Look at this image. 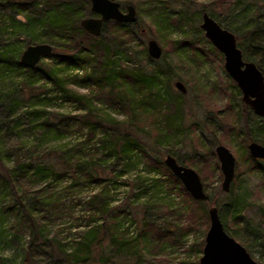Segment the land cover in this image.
I'll return each mask as SVG.
<instances>
[{
    "label": "rangeland",
    "instance_id": "374dc122",
    "mask_svg": "<svg viewBox=\"0 0 264 264\" xmlns=\"http://www.w3.org/2000/svg\"><path fill=\"white\" fill-rule=\"evenodd\" d=\"M23 1L27 4L15 5V9H20L25 15L33 13L34 18L40 20L45 18L49 5L44 0H36L34 3H31L32 0ZM63 1L73 7L81 6L76 0ZM115 1L123 8L127 4L134 6L136 21L140 27L136 38L139 43H129V36L126 43L121 42L122 48L128 50L127 56L132 60H135L133 57L141 59V45L146 49L147 41L155 39L162 48V64L170 66L171 74L162 75L158 87L144 92L146 96L142 94L139 97L142 112L136 124L128 122V116L121 108L105 104L106 112L116 118L117 122L102 128L103 130L99 128L95 132V142L86 140L85 130H79L73 120L68 119L79 112L75 103L58 97L51 83H45L41 87L45 80L36 72L33 74L17 68L11 57L18 48L23 47V51L28 44L19 40L21 32L12 33V28H4L0 24V60L5 48L13 50L8 68L5 71L2 65L4 70H0V159L5 167L10 168L18 157L24 158L29 154L47 156L55 162L58 172L54 178L37 181L24 175L17 185V195L21 196L23 202L29 200L31 203L34 197L50 202L39 204L44 209L42 212L49 208L50 217L42 222L46 224L50 234L59 233L62 241L69 244L76 236V230L87 228L84 220L93 208L95 217L98 218L95 219V224L102 222L98 210L100 203H95V206L87 204L92 194L101 191L104 192L108 210L111 211V214L107 213L108 218L115 221L119 232L126 237L138 239L143 226L150 223L148 237L144 242L146 247L142 249L140 257L114 256L105 251L106 261L94 263L89 260L85 264H199L209 218H205L202 209L195 204L182 184L175 182L173 175L163 172L153 162V159L163 162L167 154L175 158L180 156L183 158V165L197 171L211 201L216 200L222 204L234 197L238 198L240 202L237 209L247 219L248 225L244 228L242 223H231L228 224V229L241 241L249 244L248 252L259 264H264V177L260 170H252L254 158L250 157L243 138L237 135V131L243 128L245 116L240 91L233 87V81L224 70L222 54L210 42L199 39L191 49L179 47L178 43L193 32V22L182 24V27L173 23L178 11L200 14L213 0ZM2 7L6 8L5 0H0V16L4 14ZM79 11L85 17L94 16L89 3H85ZM16 12L17 10L12 11ZM216 18L223 19L221 15ZM199 23L200 18L198 25ZM110 31L109 25L103 31V36L110 38ZM37 34L39 41L30 42L31 44L48 42L53 38V42H48L52 47H65L64 40L52 37V29L40 27ZM54 52L58 53L57 50ZM50 59V56L43 57L44 62ZM148 63L152 62L142 61L144 66ZM67 70L70 74L77 71L80 73L77 69ZM177 80L186 88L180 98L183 110L179 128L172 122L169 126L162 124V110L167 108L168 116L173 119L171 111L175 107L156 99L157 92L162 94L163 88L168 93H182L174 85ZM21 85L26 93H22ZM85 88L76 87L80 92H85ZM38 92L41 93L39 98L35 95ZM23 94L27 97L31 94V102L37 104L38 110H46V115L63 117L58 137L48 134L47 139L42 138L39 128L31 121L32 117L26 118L24 112L29 103L28 98L19 101V105L14 108L7 105L8 99ZM96 95L95 93V97ZM97 99L103 101L98 97ZM173 104L176 105L175 102ZM29 107L28 110H31ZM10 109L12 115L8 118L6 112ZM18 116L22 117V122L15 125ZM41 118H36L35 124ZM247 120L251 134L260 136L264 132V117H258L250 111ZM113 126H119L122 133L128 132L132 137L138 138L139 146L119 158L116 154L108 153L104 148L105 144L101 142L102 132H111L116 128ZM212 137L219 138L217 144L228 147L236 158L231 198L228 196L229 192L221 189L222 174L214 154L217 144L212 145V151L206 147H210ZM82 150L95 152V159L98 158L95 161V180L86 178L75 170H67L62 162V158L80 156ZM256 162L259 166L264 164L263 160L256 159ZM3 174L0 167V175ZM12 194V191L0 187V264H21V256L28 244L26 228L18 225L21 213L14 214L18 205L13 204L14 208L9 210L12 201L16 200L15 197L11 198ZM205 206L208 209L210 204ZM79 223L84 225L77 226ZM3 236L5 241H1ZM56 247L53 248L54 252ZM35 254L34 264H63L61 252L50 255L44 247L43 251L38 250Z\"/></svg>",
    "mask_w": 264,
    "mask_h": 264
},
{
    "label": "trees",
    "instance_id": "16d2710c",
    "mask_svg": "<svg viewBox=\"0 0 264 264\" xmlns=\"http://www.w3.org/2000/svg\"><path fill=\"white\" fill-rule=\"evenodd\" d=\"M33 1L36 0H32L31 3H34ZM44 1L49 5V10H47L48 13L45 18L40 20V18H34L33 13L25 15L20 12V9H15L14 7L15 5H25L27 2L23 0H5L6 8L2 7L4 14L0 16V24H3L4 28H12V33L21 32L19 40L26 41L25 45L39 41L38 30L40 27H47L52 29V37L65 41V47L58 49L53 46L52 53L47 55L51 57L50 61L44 62L42 58L33 68H25L20 64L19 58L23 48L20 47L11 57L14 61L13 63L20 70H26L33 74L36 72L41 79L45 80L41 87L45 86V83H51L58 97L76 104L79 109L78 114L71 116V118L68 117V119H72L79 130H85L86 140H94L95 142V132L99 128L102 129L117 122L116 118L106 112L105 104H108V107L121 108L128 116L126 117L128 122L136 124L142 112L138 100L139 97L144 92L158 87V81L162 75L168 74L169 76L171 74L170 66L162 64L161 58L152 60L143 45H141V50L143 51L141 59L133 57L135 60L127 56V49L122 48L121 42L126 43L127 36H129V43H139V40H136L140 30L138 21L134 23L105 22L101 34L94 37L80 27V20L86 15L81 13L79 8L84 7L85 3H89L87 0H76L81 4V6L77 7L65 3L63 0ZM66 1L69 2L70 0ZM51 4L53 7L50 8ZM13 10H17V12L12 13ZM203 11L208 12L223 27L235 33L244 59L255 62L264 73V0H213L210 5L205 6L200 11V14L196 13L195 15L188 13V11H178L173 23L182 27V24H191L190 22H193L191 25L194 29L191 34L186 35L185 39L178 43L179 47L184 46L191 49L194 44L198 43L199 39L209 43L198 25V20ZM17 15L22 16L19 18L16 17ZM218 15H221L223 19L218 20L216 18ZM109 25L111 37L105 38L103 31ZM48 42H53V38ZM55 50L58 53L54 52ZM12 51L10 48L4 49L3 58L0 60V70H4L2 65L5 67V71L8 68L7 64L10 63ZM143 60H148L152 63L144 66L142 64ZM68 68L77 69L80 73L77 71V73L70 74V71L67 70ZM82 85L86 87L85 92H80L76 89V87H83ZM232 85L236 88L234 82ZM236 89L239 90L238 88ZM21 91L22 93L25 92L23 86ZM26 91L28 92L29 89L27 88ZM95 93L103 101L98 100L95 97ZM183 94L168 93L164 88L162 89V94L157 92L156 99L158 101L162 100L165 105L175 107L171 111L173 119L168 116L169 110L167 108L160 113L164 126H169V123L172 122L179 128L183 110V103L180 98H182ZM35 95L39 98L41 93L38 92ZM16 97L6 99L7 105L14 108L19 105V101L28 98L29 103L24 112L26 118L32 117L31 121L39 128L42 138L47 139L48 134L58 137L61 133L62 116H48L46 115V110H38L36 108L37 104L31 102V94L28 97L24 94ZM173 102H175V106ZM3 106H6L5 103H3ZM29 106L31 110H28ZM242 108H244L245 112L243 117L244 125L242 126L243 128L237 131V135L243 138L246 146L250 141H256L264 145V132H261L260 136L253 135L250 132L247 120V116L251 111L250 108L245 105ZM10 111L12 110L10 109L6 112L8 118H11L12 115ZM36 118L41 119L35 124ZM20 122H22V117L18 116L14 124L16 125ZM102 133L104 138L102 137L101 142L105 144L104 148L108 153L116 154L117 158L127 155L140 144L139 139L132 137L130 133H122L119 126L111 130V132L104 131ZM211 139L210 147L209 145L206 146L210 151H212V145L214 143L217 144L220 140L214 137ZM81 153L78 157L72 155L68 158H62V162H64L67 170H75L85 175L86 178L95 180V161H98V158L95 159V152L82 150ZM175 159L180 164H183V158L180 156ZM253 160L256 164L252 162V170H260L264 177V164L259 166L256 159ZM153 162L163 172L173 175L160 159L158 161L153 159ZM0 167L4 172L3 175H0V187L9 192L12 191L11 198H16V200L12 201L13 203L9 210L14 208L13 204L18 205L19 208L15 210L16 213L14 214L21 213L18 217V225H24L28 233V244H26L21 256V264H34L33 257L38 254H35L36 251H43L44 247L48 249L50 255L61 252L63 264H85L89 260L94 263L103 262L107 259L104 257L105 251L106 253L110 252L114 256L127 257L135 255L140 257L142 249L146 247L144 242H146L148 237L147 232L150 228V223L143 226L138 239L126 237L124 233L119 232L115 221L108 218L107 213L111 214V211L108 210V203L105 201V195L102 191L98 194H92L87 200L89 206H95V203H100L98 210L101 213L102 222L95 224V219L98 218L95 217V208H93L86 215L87 217L84 220L86 225L83 223L77 224V226L84 225L87 228L76 230V236L71 240L70 244L62 241L59 233L50 234L46 224L42 222V220L49 219V208L42 212L44 209L39 204L50 202L40 201L37 197H34L31 203H29V200L23 202L21 196L17 195L16 192L19 180L24 175H28L30 179L35 181L57 176L58 172L55 162L47 156H30L29 154L24 158H15L10 168L5 167L0 159ZM173 178L175 182H178L175 176ZM235 183L236 181H234ZM233 187L229 191L228 196L230 198L233 195ZM194 202L202 209L206 219H208V212L205 205L217 206L224 229L238 241L240 240L242 245L248 249L249 244L241 241L234 235V232L228 229V224L231 223H242L244 228L248 225L247 219L237 209L240 202L238 198L234 197L228 203L219 204L216 200L211 201L210 197L207 196L204 201L194 200ZM144 220L146 219L144 218ZM1 236L2 232L0 231ZM1 241H5V236L1 238ZM53 246L56 247V252H54ZM45 253L47 252L45 251ZM104 258L105 260H103Z\"/></svg>",
    "mask_w": 264,
    "mask_h": 264
},
{
    "label": "water",
    "instance_id": "95a60500",
    "mask_svg": "<svg viewBox=\"0 0 264 264\" xmlns=\"http://www.w3.org/2000/svg\"><path fill=\"white\" fill-rule=\"evenodd\" d=\"M88 2L94 16L82 18L80 26L94 37L101 34L105 22L134 23L136 21V12L132 4H127L123 8L115 0H88ZM199 28L204 37L222 54L224 70L239 89L242 103L249 107L254 115L264 117L263 71L255 62L244 59L235 33L223 27L206 11L201 13ZM52 50L53 47L49 43L30 44L22 51L19 62L25 68H33L43 57L52 53ZM146 51L153 60L161 58L162 48L155 39L147 41ZM174 85L180 92L186 91L180 80L175 81ZM246 148L250 157L264 161V145L250 141ZM214 154L222 174L221 189L229 192L235 177L236 158L223 144L215 145ZM163 163L191 198L198 201L207 199L203 183L194 168L180 164L170 154L164 157ZM207 212L209 226L204 237L199 264H259L246 247L224 229L217 206L210 205Z\"/></svg>",
    "mask_w": 264,
    "mask_h": 264
}]
</instances>
